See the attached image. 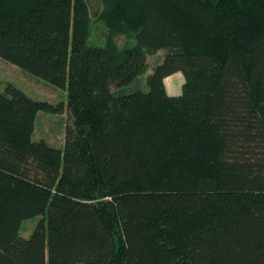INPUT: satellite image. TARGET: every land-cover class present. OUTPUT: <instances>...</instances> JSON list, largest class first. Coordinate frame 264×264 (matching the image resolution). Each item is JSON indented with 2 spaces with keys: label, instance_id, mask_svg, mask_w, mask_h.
<instances>
[{
  "label": "trees",
  "instance_id": "obj_1",
  "mask_svg": "<svg viewBox=\"0 0 264 264\" xmlns=\"http://www.w3.org/2000/svg\"><path fill=\"white\" fill-rule=\"evenodd\" d=\"M97 1L0 0V56L70 113L62 146L34 140L64 102L0 90V264H264V0Z\"/></svg>",
  "mask_w": 264,
  "mask_h": 264
},
{
  "label": "rangeland",
  "instance_id": "obj_2",
  "mask_svg": "<svg viewBox=\"0 0 264 264\" xmlns=\"http://www.w3.org/2000/svg\"><path fill=\"white\" fill-rule=\"evenodd\" d=\"M92 3L93 7L94 5H98L97 0H92ZM90 12L92 16L90 22L91 31L87 42L91 45H103L106 41L107 27L104 25L102 19L94 15L91 6ZM116 39L120 46L125 43H135V40H128L123 34H118ZM165 53L166 49L161 48L156 53L149 54L147 57L148 69L130 84L125 85V89L128 91L137 88L148 90L147 77L153 71L154 66L163 60ZM180 81L181 78L176 82L179 83ZM7 82L17 85L33 98L47 100L54 104L64 102V110L61 112L40 110L36 115L35 130L32 134L34 140L44 139L52 145L62 146L65 140L66 128L70 123V113L67 108V90L20 68L18 65L0 56V90L5 89ZM179 92H182V83L179 86ZM40 219L41 215L24 219L21 223L20 235L29 236Z\"/></svg>",
  "mask_w": 264,
  "mask_h": 264
},
{
  "label": "crops",
  "instance_id": "obj_3",
  "mask_svg": "<svg viewBox=\"0 0 264 264\" xmlns=\"http://www.w3.org/2000/svg\"><path fill=\"white\" fill-rule=\"evenodd\" d=\"M181 78V81L179 83H177L176 81H178ZM175 81V82H174ZM184 82V76L182 74L181 71H177L169 76H167L165 78V84H166V88L169 94H178L179 92V86Z\"/></svg>",
  "mask_w": 264,
  "mask_h": 264
}]
</instances>
